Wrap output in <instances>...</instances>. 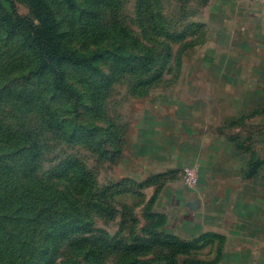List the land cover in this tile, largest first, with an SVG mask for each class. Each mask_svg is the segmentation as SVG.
<instances>
[{
    "label": "rangeland",
    "instance_id": "374dc122",
    "mask_svg": "<svg viewBox=\"0 0 264 264\" xmlns=\"http://www.w3.org/2000/svg\"><path fill=\"white\" fill-rule=\"evenodd\" d=\"M31 1L74 55L0 25V264H264V0Z\"/></svg>",
    "mask_w": 264,
    "mask_h": 264
},
{
    "label": "trees",
    "instance_id": "16d2710c",
    "mask_svg": "<svg viewBox=\"0 0 264 264\" xmlns=\"http://www.w3.org/2000/svg\"><path fill=\"white\" fill-rule=\"evenodd\" d=\"M31 3L33 8L37 10L38 15H44L41 2L33 0ZM22 22L19 18L16 19V17L9 12L0 16V25L6 30V32H18L22 34L21 41L32 50L35 58H38L37 64L39 67L52 70L50 68L53 66H60L64 60H68L74 55L71 50L62 47L59 44L58 40L55 38V33H49V31L52 32L54 30L53 21L48 22L42 17L40 19L39 29L34 34L32 33L30 26L25 24V22ZM2 136L6 138V140L13 138L20 140L22 138V141H32L33 144L29 148L31 151L34 147H38L37 136L30 132L2 133Z\"/></svg>",
    "mask_w": 264,
    "mask_h": 264
},
{
    "label": "built area",
    "instance_id": "2783aa9c",
    "mask_svg": "<svg viewBox=\"0 0 264 264\" xmlns=\"http://www.w3.org/2000/svg\"><path fill=\"white\" fill-rule=\"evenodd\" d=\"M186 175H187V176H186L185 180H186V182H187L188 184H191L192 182L195 181L192 172H188Z\"/></svg>",
    "mask_w": 264,
    "mask_h": 264
}]
</instances>
